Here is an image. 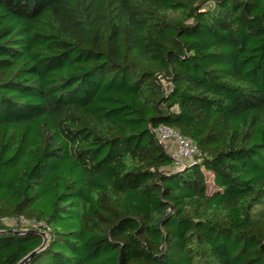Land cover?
<instances>
[{
    "label": "trees",
    "instance_id": "obj_1",
    "mask_svg": "<svg viewBox=\"0 0 264 264\" xmlns=\"http://www.w3.org/2000/svg\"><path fill=\"white\" fill-rule=\"evenodd\" d=\"M18 262L264 264V0H0V264Z\"/></svg>",
    "mask_w": 264,
    "mask_h": 264
},
{
    "label": "built area",
    "instance_id": "obj_2",
    "mask_svg": "<svg viewBox=\"0 0 264 264\" xmlns=\"http://www.w3.org/2000/svg\"><path fill=\"white\" fill-rule=\"evenodd\" d=\"M155 134L162 143L172 140L173 149L170 154L176 164L191 159L194 153L197 152V147L191 139L182 136L168 126L160 125L156 127ZM20 220L24 221L22 218ZM29 223L37 224L36 220H32Z\"/></svg>",
    "mask_w": 264,
    "mask_h": 264
},
{
    "label": "rangeland",
    "instance_id": "obj_3",
    "mask_svg": "<svg viewBox=\"0 0 264 264\" xmlns=\"http://www.w3.org/2000/svg\"><path fill=\"white\" fill-rule=\"evenodd\" d=\"M165 148V150L169 153H171V150L173 149V142L172 140L163 142L162 144ZM187 161V160H185ZM4 223L13 226L15 230H21L25 228L27 225H30L27 221L17 220V219H6L4 220ZM24 225V226H23ZM35 227V226H33Z\"/></svg>",
    "mask_w": 264,
    "mask_h": 264
},
{
    "label": "water",
    "instance_id": "obj_4",
    "mask_svg": "<svg viewBox=\"0 0 264 264\" xmlns=\"http://www.w3.org/2000/svg\"><path fill=\"white\" fill-rule=\"evenodd\" d=\"M42 235H43V241H42V244H41V246H43L44 245V242H45V235H44V233H42ZM32 254H34V251L33 252H31L28 256H26L23 260H25V259H27V257H29V256H31ZM22 260V261H23ZM20 262H18L17 264H19Z\"/></svg>",
    "mask_w": 264,
    "mask_h": 264
}]
</instances>
